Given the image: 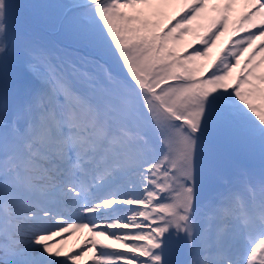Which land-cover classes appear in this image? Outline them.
<instances>
[{
	"label": "snow or ice",
	"instance_id": "6c2138e0",
	"mask_svg": "<svg viewBox=\"0 0 264 264\" xmlns=\"http://www.w3.org/2000/svg\"><path fill=\"white\" fill-rule=\"evenodd\" d=\"M247 2L199 75L237 0H0V264H264V2Z\"/></svg>",
	"mask_w": 264,
	"mask_h": 264
},
{
	"label": "rangeland",
	"instance_id": "374dc122",
	"mask_svg": "<svg viewBox=\"0 0 264 264\" xmlns=\"http://www.w3.org/2000/svg\"><path fill=\"white\" fill-rule=\"evenodd\" d=\"M214 1V0H213ZM59 1H53V0H46V3L44 4H54V3H58ZM63 2V0H62ZM181 7L182 5L180 3H173L171 4L170 6L166 7L165 8V11L167 12V14L169 16L171 15H174V14H177V13H180L182 14V11H181ZM51 11H55V10H51ZM209 15H216V13H209ZM192 24H190V27L192 25L193 27V31L192 32H186L183 36V40L180 44V49L182 47H184L185 45L187 46H190V48H188L186 50V52H190L191 51V47H196L199 45V38L200 37H203L205 35V32H206V27H207V21L205 20H201V19H197L195 21H192L191 22ZM199 25V29L198 27L196 28V26ZM203 25V26H202ZM191 27V28H192ZM238 31H234L233 30V24L230 22V19H229V29L228 31L222 33L219 37V39L217 40V43L212 46V48L210 49V52H209V56L208 57H198L196 58L195 61H193V64L196 65V66H202L205 70L198 73V74H204L207 72L208 70V67L212 61V59L214 58V56L220 52L221 48H224V44L226 42V52L228 51V48H229V45L230 43L232 42V40H235L236 37L240 36V35H237ZM231 37V40L229 39ZM229 39V40H228ZM260 40H264V37L260 38L259 40H257L255 42V46L258 48V45L257 44H260ZM253 49L252 48H249V52H245L244 55H242L240 57V60H241V63L240 65H237V67L235 69H233V72H232V75L228 78V82L229 81H235V77L238 75V70L239 68H243L242 64L246 63V57L249 55L250 52H252ZM212 54H214L212 56ZM259 55H261V51L257 50L256 51V54L255 56L253 57V59H258L259 58ZM212 56V57H211ZM211 57V58H210ZM262 71H264V67L261 68Z\"/></svg>",
	"mask_w": 264,
	"mask_h": 264
},
{
	"label": "bare ground",
	"instance_id": "6f19581e",
	"mask_svg": "<svg viewBox=\"0 0 264 264\" xmlns=\"http://www.w3.org/2000/svg\"><path fill=\"white\" fill-rule=\"evenodd\" d=\"M243 1H246V3H248L247 2V0H243ZM237 7H240L241 8V6H240V4H237ZM63 237H64V239L63 240H61L59 237H57V238H54L56 241H65V240H68V239H70L71 238V236L69 237V234H67V233H65V234H63ZM91 237V234H89L86 238L84 237V240H83V243H82V245L84 246L87 242H88V240H89V238ZM61 247V246H60ZM91 252H89L87 255H85V261H84V264H87V263H89V262H92L91 261Z\"/></svg>",
	"mask_w": 264,
	"mask_h": 264
}]
</instances>
